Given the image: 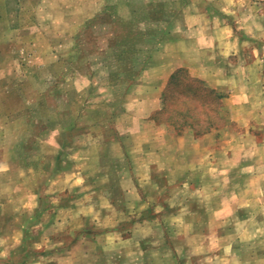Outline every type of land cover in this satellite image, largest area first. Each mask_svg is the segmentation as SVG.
<instances>
[{
	"label": "rangeland",
	"instance_id": "1",
	"mask_svg": "<svg viewBox=\"0 0 264 264\" xmlns=\"http://www.w3.org/2000/svg\"><path fill=\"white\" fill-rule=\"evenodd\" d=\"M145 1L0 0V125L8 110L19 109V114L25 115L24 118L19 116V122L23 121V127L27 128L22 131L19 126V143L24 141V151L34 149L37 137L44 136L37 127H31V121H38L36 116L39 111L41 114L49 111L48 116L52 115L54 124L62 120L59 122V131L67 140L78 135V131L83 132L66 149V158L72 162L73 170L81 165V162L78 163L80 157L90 155L96 144H99L97 142H102V136L115 135L112 124H103L102 128L91 125L90 122H86L87 127L80 125L81 114L88 107L85 104L81 107V100L96 107L95 112L87 114L88 118L109 116L106 112L108 101L105 99L108 97H101L99 90L107 81L109 69L105 63L103 70L98 67L101 62L87 60L89 56L97 54V51L88 52L92 43L87 42V39L90 35H99L98 27H87L82 34L76 32L84 23L85 15H91V11L83 9L91 3L107 2L108 6L115 7L118 17L128 18L135 12L133 8L138 9L140 2ZM173 2L168 0L169 5ZM183 2L201 3L203 7V3L211 2L214 8L211 13L215 16L210 17L216 19L217 27L221 22H225L224 25L228 27L229 23L232 24L228 28L230 31L221 27L219 33L224 38L223 41L229 38L230 33L241 41L240 44L227 42L221 46L228 54L236 50L237 53L233 56L237 58L200 59V63L216 61L212 68L214 74L211 76L205 65H199L200 68L196 69L199 73H189L191 69L185 67L171 76L167 90L163 91V101H167L168 106L164 111L153 112V109L149 120L147 118L142 121L139 115L147 113L150 105L145 103L140 106L138 97H132L126 103V113H120L117 122L119 118L121 127L129 131V150L131 158L135 159L130 176L126 170H121L123 173L118 174L124 180L125 202L108 203L99 195L106 194L102 188L95 189L88 185L81 186L78 190L76 184L81 175L78 173L80 178L76 179L72 175L75 171H72L66 178L46 187L51 200H59L56 204H65L68 208L51 209L52 219L46 213L42 216V222H38L39 218H34L36 197L31 195L33 186L30 185L31 181H26L25 170L19 166V177L23 178L22 182L26 185L19 186L18 198H6L13 203L7 207V212L19 209L15 215L19 228L14 227L12 214L2 213L0 220L3 224L12 222L13 225L0 228V264H15L21 258L22 249L24 253L28 249L35 250L32 257L36 261L31 264H240V260L231 261L232 258L223 252V246L229 241L237 244L236 254L245 257L249 254L246 237L240 234V229L235 231L239 227L236 220L229 217L222 222L220 219L225 220V217L217 218L214 209L219 211L221 208L218 207L225 206L226 211L231 213L232 204L236 202L235 205H241L247 199L248 191L240 192L239 183L235 181L241 174L238 167L236 171L233 170V178L230 176L229 184H223L225 176L223 177L224 171L221 168L228 167L231 159L229 155L233 154L234 163L245 157L239 156L242 153H247L248 159H251L256 156V143L261 149L256 158L264 155V136L259 134V126L264 125V0ZM232 7L234 12L223 11ZM225 14L230 17L226 18ZM111 18L112 11L103 10L92 21L95 23L96 20ZM182 19L183 16L179 17V26L183 23ZM76 42L77 48L82 51L75 50L71 55L68 50ZM212 53L214 56L218 54L214 49ZM175 54L173 52L172 56ZM68 56L72 57L66 60ZM51 62L55 64L49 67ZM154 69L143 78L144 88L151 90L145 92L142 88H137L138 92L151 96L155 94L151 92L159 85L156 80L161 75L162 68ZM202 81L214 88L212 98H206L208 93L202 90ZM214 96H217L216 100ZM67 101L71 107L66 106ZM149 101L155 102V95ZM183 104L188 105V111L176 114L175 110ZM219 105L220 112L217 113ZM122 108L125 111V103ZM62 110L70 111L71 114L59 117L57 113ZM78 118L80 121L75 127ZM176 119H184L187 123H177ZM36 133L38 136L31 139V135ZM56 134L59 135V132ZM4 135H8V131ZM193 138L197 140L193 141ZM144 145L148 150L156 152L141 154ZM110 158L111 155L106 157L109 161ZM76 160L75 165L73 162ZM144 162L146 165L153 163L152 171L144 169ZM81 166L88 169V178H94L95 172L103 170L95 161ZM166 167L169 168L168 171ZM104 169L109 174L115 173L111 172V163L105 165ZM108 171H105L106 175ZM194 172L199 174L201 184L186 185L185 182L194 176ZM258 173L259 180L263 183L264 176L260 170ZM207 174L217 177V182H207ZM131 175L137 180L136 189L133 184L129 186ZM161 178L166 184L162 187L157 186ZM253 181L254 179L249 185L250 193H254L257 188V185L252 184ZM64 190V194H59ZM4 191L8 192V188ZM211 194H216V199L220 201H209ZM224 197L231 199L230 205L228 202L223 203ZM211 210L213 214L215 212V220L212 216L210 219L207 217ZM223 210L227 213L223 208L220 212ZM193 212H197V215ZM118 224L126 237L116 239L117 249L121 252L118 254H123L120 259H117L111 248H106L104 252L95 249V245L99 246V242L105 237L103 234L106 228ZM223 224L232 225L234 232L221 237L214 236V231L208 235L211 226L221 233ZM31 235H35L34 240ZM106 238L108 243L105 245L115 244L113 235L105 237V241ZM45 250L47 253L44 254ZM217 250L220 254L215 256ZM144 251L151 252L149 258L144 256ZM173 252L176 253L175 258L169 259ZM166 256L167 260L164 259Z\"/></svg>",
	"mask_w": 264,
	"mask_h": 264
},
{
	"label": "crops",
	"instance_id": "2",
	"mask_svg": "<svg viewBox=\"0 0 264 264\" xmlns=\"http://www.w3.org/2000/svg\"><path fill=\"white\" fill-rule=\"evenodd\" d=\"M173 1L174 2L170 5L168 0H146L145 2H140V6H137L140 10L133 8V11L135 12L128 18L121 17L120 15L118 17L115 7L108 6L107 2H105V4H103L104 2L91 3L90 6L83 8L85 11H91V15H85L84 23L80 25V28L76 33L82 34L83 30L87 27H98L97 33H99V35H90V38L87 39V42L92 43L88 52L97 51V54L95 56H89L87 60L101 62L98 64L99 68H103V63H105L106 68L109 69L107 71V81L99 89L101 91V97H108L105 99L108 101V109H106V112L109 116L102 118V115H99L97 118H88L89 116L87 117V114L89 112H95L94 109H96V107H94L93 104L83 103V100H81V107L83 104L88 107L83 110L84 113L81 114V121L80 118L77 119L75 127L78 126L79 121L80 125H85L86 127L88 126L86 122H90L91 125L100 126L101 128L103 127V124H112L115 135L102 136V142L101 140L98 141L97 143L99 144H96L90 155L82 156V158L80 157L78 163L81 162V165H84L95 161L103 168V170L95 172L94 178H88L89 171L87 168L83 169L80 165L74 170L71 169L72 162L66 158V154L68 153L66 149H68L75 138L79 137L83 132L78 131V135L76 134L67 140L59 131V122L62 120L54 124L52 115L48 116L49 111L47 114H44V112L41 114L39 111L36 116L38 117V121H31V127H37L39 132L43 133L44 136L37 137L35 142L37 146L34 149L24 151L22 147L24 141L21 140L19 143V126H21L20 128L23 131L24 122H19V116L24 118L25 115L19 114V109L8 110L5 115L6 117H4V120L0 125V219L2 213L12 214L11 217L13 218L14 227L19 228L15 216L19 212V209L12 210L11 212H7L6 210L9 205H13L11 200H7L6 198H18L19 186L26 185L22 182L23 178L21 176L19 177V166L25 170L24 178L25 175H27L26 181H31L30 185L33 186L31 195L36 197L34 198L36 206L35 203L33 206L35 207L34 218H39L38 222H42V216L46 213L51 220L53 217V212L50 214L51 209L68 208V205L62 203L56 204L59 200H51V196L46 192V187L52 185V182L66 178L72 171H75L72 172V175H75L74 178L76 179L80 178L78 173L81 175L78 184H76L78 190L81 189V186L88 187V185H90L91 187H95V189H105L107 195L105 193L99 195H102L108 203L113 204L120 201L125 202L124 200H127V198L125 199L126 188L123 185L124 180H122L123 178H120L118 174L123 173L120 172L121 170H126L130 176V172L132 169L134 170L132 164L135 158H131V151L129 150V147L131 146L130 134L127 133L129 131H126L121 127L119 118L117 122L118 115L122 112H124L123 114L126 113V103H128L132 97H138L140 106H144L145 103L150 105L151 108L147 113L139 115V119L142 118V121L147 120V118L149 120L153 112H158L163 109V91L167 90L168 79L171 76L176 74L179 70H183L185 67L191 69L189 70V73H199V71H196L199 65L207 66V73L211 76L214 74L212 68L214 67L213 65L216 64V61H213L214 63H210L211 61L200 63V59H209L212 57L237 58L233 56L236 55V50L231 52V54H228L222 50L221 46L227 44V42L235 43V45L241 43L237 37V39L234 37L236 35L233 36L230 32L229 38L226 41H223L224 38L220 37L219 32L221 27H226L228 30V28L232 27V24L229 23L228 27L227 25H224L226 24L225 22H221L217 27L216 19L210 17L215 16L211 13L212 9H214L211 2L203 3L205 4L203 7V5L201 6V3H184L183 0ZM220 9L223 10L222 8ZM103 10L106 12H108V10L112 11V18L103 21L96 20V22L93 23V18L99 15ZM141 10L143 12H138ZM223 11L234 12V8L232 7L229 8V10ZM182 16L183 23L179 26V17ZM225 17L229 18L230 16L225 14ZM229 21L232 22V20ZM249 39L251 40V37ZM74 45L75 46L68 50V52H70L69 54H73L75 50L82 51L77 48V42ZM212 49L216 50L218 54L221 55L218 56V54H216L214 56ZM173 52L176 54L172 56ZM84 54L83 57L85 58ZM168 54L171 55L168 56ZM70 57L68 56L66 60H69ZM194 60H196V63L192 62ZM208 62L210 64H208ZM54 64L55 62H51L48 66L51 67ZM154 67H161L162 69H160L161 75L156 80L159 82V85H157L153 92H151L155 93L152 95H155V102H150L149 99L152 96L138 92L137 88H142L145 92L151 90V88L148 87L144 88L143 78L151 72V69H153V71L157 69H154ZM124 103L125 111L124 108H122ZM39 106L41 108L43 107L41 104H39ZM66 106L71 107V104L67 101ZM153 109L154 111L152 112ZM151 112L152 114H150ZM53 113H55V111H53ZM66 113L71 114L70 111L67 112L62 110L58 112L57 115L60 117ZM63 129L65 130L64 127ZM26 130L27 128H24V131ZM5 131H8V135H4ZM57 131L59 132V135L56 134ZM259 134L264 136V125L259 126ZM35 135L38 136L37 133L32 134L31 139H34ZM192 140L195 141L197 139L193 138ZM260 151L261 149L258 146V143H256V156L259 155ZM150 152L156 151L148 150L145 145L141 149V154H148ZM6 154H10V156H6ZM158 154L160 155V152ZM19 155L21 156L20 158ZM109 155H111L110 161L106 159ZM260 155L262 154L260 153ZM229 156L231 159L228 167L224 169L221 168L224 171L223 177L225 176L223 184L225 186L229 184V181L231 180L230 176L233 178L232 174H234L233 172L236 171V167H238L241 174L235 181L239 183L238 187L240 188V192L248 191L246 195L247 199L242 202L241 205H235L236 202L232 204L230 206L231 213L226 211L225 206L218 208L225 209V212L227 213H224V210L221 213V209L216 211L217 208H215L214 211L217 212V218L225 217V220L220 219L222 222H225L229 217L236 220L239 227L235 228V231L236 229H240V234L244 235L247 239L246 247L250 248V251L246 257L240 256L238 253L236 254V251H238L237 244H234L232 241H229L224 246L222 245V249L224 254H227L232 258L231 261L235 259V262L240 260V264H264V247L261 248V244L264 242V181L262 183V181L259 180L260 176L258 173V170H260L263 174L262 176H264V155H262V158H256L255 156L248 159V154L242 153L239 156H243L244 158H241L237 163L232 162L234 159L232 153ZM74 163L76 165L77 160L76 162L74 161L73 164ZM108 163L112 164L111 172H115L114 174H109V171L104 169L105 165ZM143 167L144 169L152 171L153 163L146 165V162H144ZM166 170L168 171L169 168L166 167ZM105 171H108L107 175ZM99 175L102 177H98ZM132 178L131 175V177H129L131 182L129 186L133 184L136 189L138 187V184L135 183L137 180L135 178L132 180ZM190 179L185 182L186 185L198 186L201 184L199 174L196 172H194V176ZM206 179L207 182L209 181L213 184L217 182V177L213 176V174L212 177L210 174H207ZM253 179L254 181L252 184L255 186L257 185V188L254 193H250L249 185ZM158 181L159 185L157 184V186L162 187L163 185H166L162 178ZM5 188H8V192L4 191ZM72 191L76 193L75 190ZM65 192L66 190L59 192V194H64ZM134 200L136 201V198ZM222 200L224 201V204L228 202L230 205L231 199L224 197ZM209 201L216 203L220 200L216 199V194H211ZM215 212L213 214V210L209 211L207 217L210 219L212 216L213 220H215ZM193 214L197 215V212H193ZM13 224L12 222L8 225L3 224V221L0 220V228L4 226H12ZM220 228L221 226H219L218 229ZM232 229V225L223 224V231L218 233L216 227L212 229L211 226L208 235L214 231V236H226L227 234L234 232ZM38 232L41 233V231ZM103 235H105V237L113 235V238H115L116 241L115 244L111 246L105 245L108 243V238H106L107 240L105 241L104 237L99 242V246L98 244L95 245V249L104 252L107 250L106 248H111L112 251H115L114 255L118 257L117 259L123 257V254H118L121 252L117 249L118 246H116V243H118L117 240L126 238L123 235V232H121L119 224L114 227L112 226L111 228H106ZM31 236L34 240L35 235ZM129 237L130 234L128 238ZM37 239L39 240L38 237ZM48 251H51V249H48ZM26 252H29L30 255L28 257H23ZM26 252L24 253L22 249L19 264H31V262L36 261L35 258L32 257L35 250L28 249ZM45 253H47L46 250L44 254ZM150 253V251L145 252L144 256H148L149 258ZM214 254L217 256L220 253H218L217 250ZM175 256L176 253L173 252V255L170 256L169 259L175 258ZM164 259L167 260V256ZM182 262H184V260H182ZM158 264L164 263L159 262Z\"/></svg>",
	"mask_w": 264,
	"mask_h": 264
},
{
	"label": "trees",
	"instance_id": "3",
	"mask_svg": "<svg viewBox=\"0 0 264 264\" xmlns=\"http://www.w3.org/2000/svg\"><path fill=\"white\" fill-rule=\"evenodd\" d=\"M180 71V70H179ZM178 71V72H179ZM177 72V73H178ZM176 73V74H177ZM175 75V74H174ZM202 83V85H203V89L202 90H205L207 93H208V95H206V98L207 99H210V98H212L213 96H212V93H213V91H214V88H210V87H208L203 81L201 82ZM199 90V89H198ZM215 98V100L217 99V96H214ZM166 99V98H165ZM167 101H165V103H164V106H163V109L161 110V111H164V110H166V108H167ZM223 108H224V106H223ZM180 111H182V112H187L188 111V105H186V104H183L182 106H180L178 109H176L175 110V112H176V114H178L179 115V113H181ZM220 112V105H219V107H217V113H219ZM160 113H162V112H160ZM182 116H185V115H182ZM180 117H181V115H180ZM182 118V117H181ZM182 121H183V123H187V121H185L184 119H182ZM182 121L181 120H175V122H177V123H182ZM184 126V125H183ZM30 255V253L29 252H26L25 254H24V256L23 257H28ZM15 264H19V260H17L16 261V263Z\"/></svg>",
	"mask_w": 264,
	"mask_h": 264
}]
</instances>
